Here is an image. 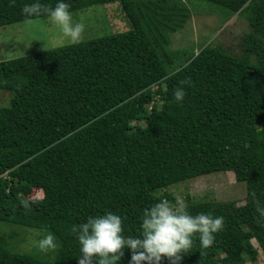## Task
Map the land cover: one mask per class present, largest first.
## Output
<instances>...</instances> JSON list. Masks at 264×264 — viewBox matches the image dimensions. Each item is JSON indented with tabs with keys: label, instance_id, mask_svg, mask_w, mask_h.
<instances>
[{
	"label": "trees",
	"instance_id": "1",
	"mask_svg": "<svg viewBox=\"0 0 264 264\" xmlns=\"http://www.w3.org/2000/svg\"><path fill=\"white\" fill-rule=\"evenodd\" d=\"M200 1L219 8L222 22L247 18L239 54L213 42L170 48L192 15L187 0H69L71 12L119 2L129 27L0 61V91L9 92L0 105V222L51 232L58 243L41 254L15 250L7 236L0 264H78L74 225L114 212L123 235L138 236L145 208L177 200L171 186L217 171L245 184L244 202L186 194L193 215H222L225 226L207 249L194 237L180 264H257L252 240L264 255L253 199L264 205V0ZM28 2L0 0V26L46 18L25 17ZM186 78L177 102L173 91ZM130 259L126 247L117 264Z\"/></svg>",
	"mask_w": 264,
	"mask_h": 264
},
{
	"label": "clouds",
	"instance_id": "2",
	"mask_svg": "<svg viewBox=\"0 0 264 264\" xmlns=\"http://www.w3.org/2000/svg\"><path fill=\"white\" fill-rule=\"evenodd\" d=\"M70 9L69 0H56L54 6L43 4L41 0H31L24 4L21 12L28 18L46 16L48 22L59 29L60 38L56 43L63 46L65 41L80 43L85 27L82 22L74 20ZM185 86H191L190 79L181 80L174 89L173 96L177 102H183ZM253 199L259 220H264V205L255 201V197ZM22 206L28 208L30 202L24 200ZM224 226L222 215L211 212L193 215L182 199L173 202L162 198L144 209L138 236L125 237L123 217L114 212L88 216L85 222L74 225L71 230L79 243L78 264H117L126 247L131 253L129 264H161L165 259L168 264H180L183 254L191 251L194 237L198 236L201 249H207L214 244L215 234ZM37 246L45 253L55 250L58 247L57 238L53 233L46 232ZM260 259L264 264L263 254Z\"/></svg>",
	"mask_w": 264,
	"mask_h": 264
},
{
	"label": "rangeland",
	"instance_id": "3",
	"mask_svg": "<svg viewBox=\"0 0 264 264\" xmlns=\"http://www.w3.org/2000/svg\"><path fill=\"white\" fill-rule=\"evenodd\" d=\"M187 3L192 15L180 31L170 35L172 50L188 53V51L197 49L200 43L213 42L220 43L235 53L241 52L242 38L251 31L249 21L244 15L235 14L228 21L222 22V13L219 8H213L215 6L202 8L203 2L200 0H195V2L187 0ZM193 3H196L195 8ZM72 13L74 20L82 22L85 26L81 41L121 32L129 27L119 2L94 4L81 10L72 11ZM59 38V29L51 25L47 18H31L0 26V61L60 47L56 43ZM68 44L70 43L65 41L64 45ZM181 53L179 57H183ZM8 97V91H0V105L7 104ZM169 191L173 192L177 199L183 201L186 194H190L193 199L235 200L238 204L244 202L246 195L245 184L238 182L232 171H217L197 176L171 186ZM35 196H41V190H34L31 197ZM4 230L8 233L2 234ZM41 233L42 235L46 234ZM7 236L12 237L7 241L12 244L15 250L31 252L39 249L38 241L42 238L36 229H25L1 221L0 239L3 241ZM252 243L259 250L257 262L261 264L259 255L261 256L262 252L255 240H252ZM46 253L41 252V254Z\"/></svg>",
	"mask_w": 264,
	"mask_h": 264
},
{
	"label": "built area",
	"instance_id": "4",
	"mask_svg": "<svg viewBox=\"0 0 264 264\" xmlns=\"http://www.w3.org/2000/svg\"><path fill=\"white\" fill-rule=\"evenodd\" d=\"M263 262H264V260H263Z\"/></svg>",
	"mask_w": 264,
	"mask_h": 264
}]
</instances>
